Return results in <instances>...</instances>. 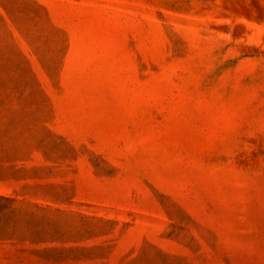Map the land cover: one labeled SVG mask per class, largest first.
<instances>
[{
    "label": "rangeland",
    "instance_id": "1",
    "mask_svg": "<svg viewBox=\"0 0 264 264\" xmlns=\"http://www.w3.org/2000/svg\"><path fill=\"white\" fill-rule=\"evenodd\" d=\"M0 264H264V0H0Z\"/></svg>",
    "mask_w": 264,
    "mask_h": 264
}]
</instances>
